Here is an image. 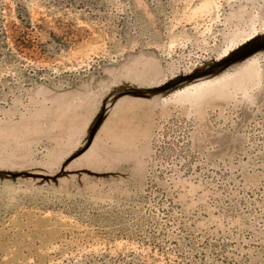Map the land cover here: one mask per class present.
<instances>
[{
	"label": "rangeland",
	"instance_id": "1",
	"mask_svg": "<svg viewBox=\"0 0 264 264\" xmlns=\"http://www.w3.org/2000/svg\"><path fill=\"white\" fill-rule=\"evenodd\" d=\"M0 264H264V0H0Z\"/></svg>",
	"mask_w": 264,
	"mask_h": 264
}]
</instances>
